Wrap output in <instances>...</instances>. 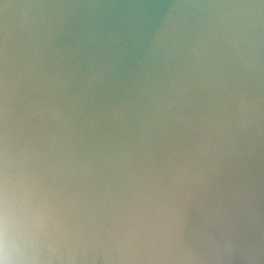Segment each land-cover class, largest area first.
Returning <instances> with one entry per match:
<instances>
[{
    "label": "water",
    "instance_id": "95a60500",
    "mask_svg": "<svg viewBox=\"0 0 264 264\" xmlns=\"http://www.w3.org/2000/svg\"><path fill=\"white\" fill-rule=\"evenodd\" d=\"M100 224L165 209L185 264H264V0H0V180Z\"/></svg>",
    "mask_w": 264,
    "mask_h": 264
},
{
    "label": "clouds",
    "instance_id": "9594fccd",
    "mask_svg": "<svg viewBox=\"0 0 264 264\" xmlns=\"http://www.w3.org/2000/svg\"><path fill=\"white\" fill-rule=\"evenodd\" d=\"M165 209L109 224L77 217L31 178L0 180V264H185Z\"/></svg>",
    "mask_w": 264,
    "mask_h": 264
}]
</instances>
